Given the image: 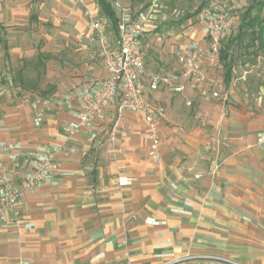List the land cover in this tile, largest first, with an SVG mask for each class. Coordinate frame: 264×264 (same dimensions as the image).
Here are the masks:
<instances>
[{
  "label": "crops",
  "instance_id": "1",
  "mask_svg": "<svg viewBox=\"0 0 264 264\" xmlns=\"http://www.w3.org/2000/svg\"><path fill=\"white\" fill-rule=\"evenodd\" d=\"M97 14V0H0V180L21 185L45 152L56 165L0 229V264H264L263 89L224 85L226 98L207 101L145 79L167 110L159 159L141 115L110 110L75 132L81 89L107 76L89 44ZM187 34L154 64L145 38L147 72L176 74V52L203 39V23ZM31 60L43 68L34 88L22 85L26 70L11 71Z\"/></svg>",
  "mask_w": 264,
  "mask_h": 264
},
{
  "label": "built area",
  "instance_id": "2",
  "mask_svg": "<svg viewBox=\"0 0 264 264\" xmlns=\"http://www.w3.org/2000/svg\"><path fill=\"white\" fill-rule=\"evenodd\" d=\"M236 1H211L202 14L203 39H193L176 52V74H170L165 68L153 73L147 72L145 29L140 23L134 22L126 10L117 14L116 29L104 15H90L89 44L93 48L94 56L102 62L107 76L94 78L81 89L77 123L72 129L80 132L90 128L110 110L115 111L117 120L126 112L141 115L150 130V156L159 159L160 134L167 110L145 94L144 80H148L149 88L153 92L167 88L174 94H181L189 89L207 101L226 98L224 84L210 70L220 63L223 41L233 26ZM199 120L204 123L205 117H200ZM257 145L264 148V132L259 134ZM2 167L0 159V169ZM55 169L54 155L45 152L34 158L22 176L21 185H14L8 176H2L0 229L6 227V219L14 212L23 190H35L42 186L50 180ZM127 183V180L120 181L122 185ZM174 264L205 262L188 256Z\"/></svg>",
  "mask_w": 264,
  "mask_h": 264
},
{
  "label": "rangeland",
  "instance_id": "3",
  "mask_svg": "<svg viewBox=\"0 0 264 264\" xmlns=\"http://www.w3.org/2000/svg\"><path fill=\"white\" fill-rule=\"evenodd\" d=\"M112 7H118L117 14L126 10L134 22H138L145 29L149 60L154 64L160 62L161 52L164 50L166 58L173 56L172 45L179 37L188 32L200 31L202 28V14L212 0H107ZM264 2V0H259ZM233 26L222 44V56L216 68L210 71L225 86L236 85V91H252L259 96L264 91V49H259L258 42H252V33L245 28L246 35L239 38L241 28L246 22L264 19V7H255L253 0H237L233 10ZM90 25L91 18L88 16ZM187 34V36H189ZM158 40V41H157ZM174 40V41H173ZM173 41V43H172ZM159 44L160 53L157 51ZM3 45V44H2ZM5 55H8L5 53ZM39 61V60H38ZM36 60L24 61L17 68L11 69L14 74L18 70H26L25 85L29 88L38 86L36 78L43 68L37 65ZM7 71L6 73H10ZM11 72V73H12ZM2 74V72H0ZM179 74V73H178ZM251 99V98H250Z\"/></svg>",
  "mask_w": 264,
  "mask_h": 264
},
{
  "label": "trees",
  "instance_id": "4",
  "mask_svg": "<svg viewBox=\"0 0 264 264\" xmlns=\"http://www.w3.org/2000/svg\"><path fill=\"white\" fill-rule=\"evenodd\" d=\"M255 7H264V2H261L259 0H253ZM97 4L100 7V11L102 15L107 17L112 25L113 28L116 29L117 23H118V17L116 10L112 7V5L107 0H97ZM247 28L252 33V42L254 43L258 42L259 49H264V19L257 20L252 19L245 23V25L241 28V33L239 34V38L246 35V32H243V30ZM224 52L221 51V54ZM227 55L224 57L221 55L222 59H226Z\"/></svg>",
  "mask_w": 264,
  "mask_h": 264
}]
</instances>
